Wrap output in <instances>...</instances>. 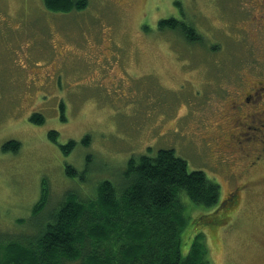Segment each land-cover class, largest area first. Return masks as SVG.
<instances>
[{"label": "rangeland", "instance_id": "1", "mask_svg": "<svg viewBox=\"0 0 264 264\" xmlns=\"http://www.w3.org/2000/svg\"><path fill=\"white\" fill-rule=\"evenodd\" d=\"M87 2L55 12L43 0H0V237L11 239L0 263L33 260L21 239L59 201L78 195L90 211L100 181L118 183L131 154L164 146L220 183L214 206L185 200L182 252L200 231L213 264H264V183L215 208L234 179L264 175L263 155L239 177L242 149L224 144L235 126L232 93L264 78V40L253 25L261 11L264 24V0L262 8L257 0ZM167 17L176 27L159 26ZM39 112L44 121H31ZM10 139L17 151L2 149ZM44 187V208L33 214Z\"/></svg>", "mask_w": 264, "mask_h": 264}, {"label": "trees", "instance_id": "2", "mask_svg": "<svg viewBox=\"0 0 264 264\" xmlns=\"http://www.w3.org/2000/svg\"><path fill=\"white\" fill-rule=\"evenodd\" d=\"M43 4L52 11L65 12L84 8L88 2L43 0ZM158 21L160 27H176L178 20L167 17ZM183 27L189 38L200 39L192 25L183 24ZM60 116L62 119L63 115ZM30 120L40 123L44 116L40 112L31 113ZM48 136L54 141L57 131L49 130ZM66 144L73 146L74 140ZM66 144L61 145L64 151ZM9 146L17 151L20 143L10 139L2 144V149ZM66 168L68 173H77L74 168ZM121 176L118 183L108 179L97 184L95 200L88 203L90 211H84L87 201L74 193L76 201L73 198L59 201L31 236L19 238L33 260L17 261L20 264H213L200 231L192 236L188 251L182 252L181 231L188 220L184 213L185 200L214 206L219 200L220 183L200 169H190L174 148L164 146L155 150L151 146L146 152L131 154ZM45 189L41 190L31 213L37 214L44 208L48 193ZM222 203L215 208L219 209ZM40 204L42 208L38 207ZM8 240L11 239L0 237V246Z\"/></svg>", "mask_w": 264, "mask_h": 264}, {"label": "flooded vegetation", "instance_id": "3", "mask_svg": "<svg viewBox=\"0 0 264 264\" xmlns=\"http://www.w3.org/2000/svg\"><path fill=\"white\" fill-rule=\"evenodd\" d=\"M257 2L260 8H262L261 0H257ZM258 14L260 19H256L253 25L261 31L264 40L262 11ZM252 82L245 90L234 91L230 97L231 102L229 103V109L235 112L236 119L235 126H231L232 129L227 133V139L224 144L234 141L236 143L234 146L242 149L240 156L243 158L245 164L242 166V170L238 171L239 177L248 174L245 170L255 167L264 155V78L257 77ZM229 112V115L232 116L233 113L231 111ZM210 149L213 152L215 150L220 151V146L216 149L215 147H211ZM252 183H260L259 185H262L264 183V175L247 179L240 184L234 179L232 181L233 191L223 200V203L235 202L237 199L235 192L240 187L249 186Z\"/></svg>", "mask_w": 264, "mask_h": 264}]
</instances>
